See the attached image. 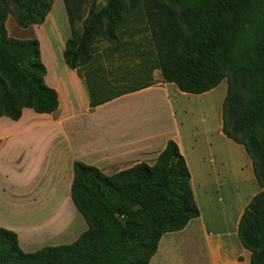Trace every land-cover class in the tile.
<instances>
[{
	"label": "trees",
	"instance_id": "trees-1",
	"mask_svg": "<svg viewBox=\"0 0 264 264\" xmlns=\"http://www.w3.org/2000/svg\"><path fill=\"white\" fill-rule=\"evenodd\" d=\"M54 1L0 0V118L18 122L24 110H58L38 40L10 38L4 27L9 16L21 30L42 26ZM62 3L70 32L63 60L83 80L91 110L157 84L200 96L226 81L221 132L243 147L261 189L240 217L237 238L250 264H264V0ZM141 31L145 41L124 40ZM98 44L107 48L99 53ZM116 52L136 58L138 67L109 82L93 63ZM70 195L86 232L71 245L26 254L15 233L0 228V264H149L165 234L200 215L185 160L171 140L153 166L141 163L112 176L74 163Z\"/></svg>",
	"mask_w": 264,
	"mask_h": 264
},
{
	"label": "crops",
	"instance_id": "crops-1",
	"mask_svg": "<svg viewBox=\"0 0 264 264\" xmlns=\"http://www.w3.org/2000/svg\"><path fill=\"white\" fill-rule=\"evenodd\" d=\"M59 26L65 32L64 36L59 33ZM37 27L35 31L40 30V33L35 38L46 70L44 81L57 93L58 110L52 115H37L32 110H24L18 122L0 118V228L14 232L20 249L26 254L45 247L73 244L87 230L84 219L71 201L73 164L79 162L94 167L106 176L141 163L153 166L171 140L185 160L200 215L182 231L165 234L149 264H164L176 247L178 236L186 239L194 235L197 224L202 229L207 264H250L251 254L241 245L240 249L239 245L237 247L238 223L247 207L246 202L239 209L233 227L227 221L212 219L215 233L206 227L197 192L207 189V184L214 179L204 159L194 154L198 148L196 142L189 143L188 147L183 145L181 125L171 100L172 95L184 98L191 95L180 93L174 85L157 84L91 110L83 80L76 71L69 70L63 60L70 32L62 0L54 1L44 24ZM211 92L194 97L206 98ZM152 95L161 96L158 100L162 107L151 111L153 108L150 110L147 105L151 112L138 114V110L126 114L137 108L135 101L138 99H146L148 104L153 102L154 99L147 98ZM112 105L123 107L119 112L123 117L114 123L103 117ZM136 114V119H131ZM215 121L216 127L212 135H208L209 143L213 142L208 144L209 158L213 156L209 162L215 165L213 173L223 168L228 159L226 155L223 157L222 146L230 147L241 159L236 166L240 174L245 175L241 180L255 183L252 163L243 147L229 141L221 132L222 107ZM217 145H221L218 152L214 151ZM213 205L210 203V210Z\"/></svg>",
	"mask_w": 264,
	"mask_h": 264
},
{
	"label": "rangeland",
	"instance_id": "rangeland-1",
	"mask_svg": "<svg viewBox=\"0 0 264 264\" xmlns=\"http://www.w3.org/2000/svg\"><path fill=\"white\" fill-rule=\"evenodd\" d=\"M4 27L8 37L20 41L34 39L37 34L40 33V30L38 32L35 31L36 28H38L37 26H32L26 30L19 29L10 16L7 17ZM59 33L63 36L65 34L60 26ZM146 36L145 32L141 31V34H133V39L127 35L124 37V40L136 44L139 39L145 41ZM97 48L99 53H102L107 46L104 44H98ZM109 57L110 58L106 55H102L98 62L93 63L94 68L101 67L103 69L102 76L106 81L113 82V80L118 78H127L128 75L131 74L136 67H138L137 59L132 56H125V58L122 59L119 58V53L116 52L113 56ZM153 78L155 80L159 79V73L155 72L153 74ZM123 83L131 84V81ZM225 94L226 81L224 80L216 89L212 90L206 98H196L194 96L184 98L178 96L177 94L172 95L171 97L172 104L177 111V119L181 125L180 132L181 137L183 138V145H187L188 147L190 145L189 143L192 144L196 142L198 148L197 152L195 151L194 154L199 155L204 159L205 166L206 168L209 167L208 170H210L211 177L214 180H216L215 177L217 175V183L210 179L211 182L207 184V189H203L201 193L200 191L197 192L198 201L200 202L206 227L208 231L212 233H215V227H213L211 219L217 222L227 221V224L233 227L239 209L243 203L246 202V205H248L250 200L261 192V189L258 187L256 182L245 183V179L241 180V178L243 179V176L245 175H241L242 173L240 174L239 169L236 167L240 164L241 159L239 160L240 157L237 154L238 152L236 153L230 147L226 149V147L222 146L223 157L226 155L228 156V159L225 166L222 165L223 168L220 167L217 169L216 174L213 173L212 167H215V165H212L209 162L213 156L209 158V154H211V152H209L210 148L208 146V144H212L213 142L210 141L209 143L208 137L212 135V130L216 127L215 118H217V112L219 110L221 111ZM147 98H152L155 101H149L151 103L148 104L146 99H138L135 101V107L137 108L132 109V111H127L126 114L128 112H136L138 110V114H146L147 112H151L162 107L161 101L158 100L161 96L152 95ZM147 105L150 110L152 108L153 109L148 111ZM122 108V106L118 108L117 105L109 106L106 109L108 113L103 117L106 118L107 122L110 120L114 123L116 119H121L123 117V115L119 113ZM126 114H124V116H126ZM136 117L137 114L132 115L131 119H136ZM220 146L221 145L215 146L216 148H214V151L218 152ZM226 156L225 158H227ZM216 166H220V163H216ZM202 169L200 171H202ZM210 203H214L211 210ZM197 229H199V232H197ZM194 230V235H191L186 239L184 236H178L179 241L177 242L176 247L173 248V252L168 254L166 258L167 260L164 264H207V252L204 249L200 224H197V226L194 227ZM238 245L240 249V244L238 243L237 247Z\"/></svg>",
	"mask_w": 264,
	"mask_h": 264
}]
</instances>
